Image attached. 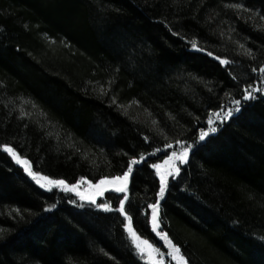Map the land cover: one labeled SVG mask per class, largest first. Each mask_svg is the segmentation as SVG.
Instances as JSON below:
<instances>
[{
    "label": "trees",
    "instance_id": "trees-1",
    "mask_svg": "<svg viewBox=\"0 0 264 264\" xmlns=\"http://www.w3.org/2000/svg\"><path fill=\"white\" fill-rule=\"evenodd\" d=\"M262 17L264 0H0V144L42 175L84 176L85 194L148 154L127 193L93 203L42 187L0 149V264H151L124 227L125 195L134 232L162 254L170 240L189 264H264ZM180 140L188 162L166 161ZM152 164L168 176L163 240Z\"/></svg>",
    "mask_w": 264,
    "mask_h": 264
},
{
    "label": "snow or ice",
    "instance_id": "snow-or-ice-1",
    "mask_svg": "<svg viewBox=\"0 0 264 264\" xmlns=\"http://www.w3.org/2000/svg\"><path fill=\"white\" fill-rule=\"evenodd\" d=\"M177 35L179 34L177 33ZM191 46L193 49L198 48V44L195 38L191 41ZM199 50L206 51L205 49H199ZM207 55L214 56V53L211 51H208ZM214 58L217 61H219L221 64L229 63V61L226 58L222 59L220 56H214ZM253 71L255 72L257 71V69L253 68ZM259 71L261 73H264V66H261L259 68ZM250 87L252 86L248 85L245 87L244 99H251L253 97V92L248 90ZM260 90L261 89L259 87L255 89V91H260ZM112 102L116 103L115 97H113ZM233 103L237 105L236 110H239L240 101L234 100ZM232 112H233V109L229 108L228 111L223 114V116H220V113H217V115L220 117L221 120H223L224 118L231 116ZM30 115L31 114L27 112L20 113L21 117L30 116ZM42 115H46V114L42 113ZM213 123H214L213 121L209 120L210 125H212ZM208 131L214 132L216 131V128L210 127ZM208 131L201 129L199 139L201 140L204 139L205 136L208 135ZM144 139L148 140L149 137L145 136ZM176 143H178L181 146L182 150L179 153L172 152L171 156L166 158V161L168 162L179 161L181 164L187 163L189 159V150L192 148V145L186 144V142L182 140L176 141ZM165 147H171V145H165ZM0 149H3L7 153L11 154L12 158L16 160L17 163L22 164L24 166V170L28 173V175L32 176L33 179H35L36 183L40 184L42 187H45V188H51L53 186L61 187L66 191L70 190V191L76 192L77 195L81 197V199H86L93 203H95L97 196L103 195L106 187L114 189L117 193H127L129 177L130 175L134 173V167L140 164L142 161H144L145 157L148 156V154L145 153L140 156L139 160L136 157H132V159L128 161L127 170L123 171L122 175H117V176H112V177L103 176L95 184H93L92 180H87L86 182L89 185H91L93 188H95L96 190L94 192L85 194L78 190L79 186L86 180L84 176H81L78 180H76L74 184H68L66 180L64 179H53L49 176L42 175V173L40 172L34 171L32 167L30 166L31 161L28 160L27 158H22L20 154L17 152L16 147L12 146L11 144L9 143L0 144ZM156 151H159V149H157ZM151 167L157 170V175L160 178V187H159V192L157 193L156 202L147 205V208L151 209V223H152L153 230L158 231L159 224L161 222V218L159 215V209H160V203H161L160 198L164 197L166 189L168 187V176L164 172L160 171L159 164H152ZM171 168L173 170L172 171L173 175L179 174L180 168L176 166L175 163H171ZM128 200H129V197L127 195H125L123 199H120L118 211L122 213L129 221H131L132 217L129 216L128 212L126 211V205H127ZM97 207L108 209L109 205L97 204ZM124 227L126 229H129L128 224H125ZM129 230L133 231L132 229H129ZM133 234L136 237V239L133 241L135 243L136 248H138L141 253H144L145 251H147L148 258L151 260L152 251L154 250L153 245L148 240H143L142 243L143 245H146L147 248L142 247L141 243L136 242V240H139L138 235H136L134 231H133ZM163 236L164 238H167V233H164ZM260 239L264 240V236L260 237ZM169 247L172 249V251L169 252L167 255L171 257L172 260L176 261V264H189L188 258L182 253L181 248L177 244L172 243L169 240ZM156 251H158V249H156ZM154 264H162V262L154 261Z\"/></svg>",
    "mask_w": 264,
    "mask_h": 264
},
{
    "label": "rangeland",
    "instance_id": "rangeland-1",
    "mask_svg": "<svg viewBox=\"0 0 264 264\" xmlns=\"http://www.w3.org/2000/svg\"><path fill=\"white\" fill-rule=\"evenodd\" d=\"M126 224H128L129 225V229H132L133 230V228H132V225H131V223H130V221L127 219L126 220ZM129 229H126V231H127V233H128V235H129V237H130V239L132 240V242L136 239V237L134 236V234H133V231H130ZM135 233V232H134ZM157 233V235L159 236V238L161 239V240H163L164 239V237H163V235L160 233V232H156ZM136 234V233H135ZM137 235V234H136ZM142 239L141 238H139V240H136V242L137 243H141V246L142 247H144V248H147V246L146 245H143V243H142ZM164 242H165V245H166V247H167V250L162 254L161 252H159V251H156V248L157 247H153V251H152V259L150 260L149 258H148V252L147 251H145L144 253H141L140 252V250L138 249V252H139V254L145 259V260H147L148 262H150L151 264H154V261L155 262H162V264L164 263V261L165 260H167V261H169V260H171L172 262H174L175 264H176V261H174V260H172L171 259V257H169L167 254L169 253V252H171L172 251V249L169 247V245L167 244V241L166 240H164ZM134 243V242H133ZM134 245H135V243H134Z\"/></svg>",
    "mask_w": 264,
    "mask_h": 264
}]
</instances>
